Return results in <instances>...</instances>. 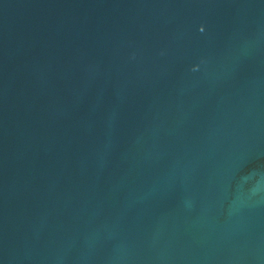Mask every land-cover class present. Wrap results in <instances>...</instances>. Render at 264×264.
Returning a JSON list of instances; mask_svg holds the SVG:
<instances>
[{
	"label": "water",
	"instance_id": "1",
	"mask_svg": "<svg viewBox=\"0 0 264 264\" xmlns=\"http://www.w3.org/2000/svg\"><path fill=\"white\" fill-rule=\"evenodd\" d=\"M0 264H264V0H0Z\"/></svg>",
	"mask_w": 264,
	"mask_h": 264
}]
</instances>
